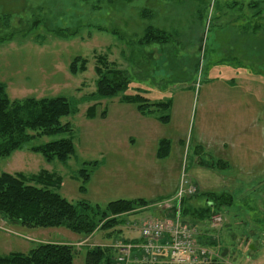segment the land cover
Returning a JSON list of instances; mask_svg holds the SVG:
<instances>
[{
	"label": "rangeland",
	"instance_id": "1",
	"mask_svg": "<svg viewBox=\"0 0 264 264\" xmlns=\"http://www.w3.org/2000/svg\"><path fill=\"white\" fill-rule=\"evenodd\" d=\"M144 9L150 15L143 16ZM36 19L40 21L30 32ZM148 25L167 30L171 39L165 45L148 46L146 62L144 51L130 55L125 43L140 37ZM57 28L77 33L62 37L55 34ZM112 29H118L123 39ZM10 33L12 38L0 42V83L10 98L65 96L78 110L62 118L71 131L37 137L12 155L0 157V174L53 173L62 178L60 192L72 203L106 208L120 199L156 201L125 216L133 231L149 218L177 221V193L165 194L177 181L179 190L181 179L189 176L197 194L183 198L181 221L205 237L204 245L214 256L211 264H264V0H0V35ZM122 50L136 63L125 61ZM100 53L140 73L149 67L152 73L147 72L162 85L173 79L165 91L158 83L156 87L143 82L153 98L170 100L169 109L143 114L121 93L101 99L96 116L88 117V107L97 101L85 95L96 88L94 68ZM76 56L87 58L88 68L74 75L69 65ZM132 80L142 83L136 75ZM256 83L261 84L260 92L254 91ZM246 100L261 109L252 151L245 144L252 140L243 132L247 127L240 107ZM166 114L167 122L157 119ZM221 126L229 130L221 132ZM223 133L241 145L236 153H228V159L220 155L225 154L220 147L219 154L207 147H214ZM64 138H71L76 148L65 162H47L31 150ZM163 138L171 141V149L167 157L158 158ZM198 138L207 145H198ZM220 158L229 161V168L215 165ZM206 162L215 164L210 167ZM209 192L231 194L234 201L217 213L221 223L211 218L195 225L183 207L205 206L204 194ZM125 229L122 235L115 228L86 237L63 226L30 228L0 215V255L27 254L41 242L71 243L77 252L74 264H86L88 247H111L129 239L132 235Z\"/></svg>",
	"mask_w": 264,
	"mask_h": 264
},
{
	"label": "trees",
	"instance_id": "2",
	"mask_svg": "<svg viewBox=\"0 0 264 264\" xmlns=\"http://www.w3.org/2000/svg\"><path fill=\"white\" fill-rule=\"evenodd\" d=\"M150 13L146 9L142 11L143 16H148ZM8 17L3 18L7 25L9 24ZM39 21V19L33 21L29 27L30 32L34 30ZM54 32L58 36L69 37L75 35L77 30L57 28ZM111 32L123 39L118 29H112ZM12 37L13 33L0 35V42ZM170 39L171 35L167 30L148 25L140 37L132 39L130 42L126 40L125 45L129 46L130 55L131 53L138 55L144 51L142 56L146 54V62H149L146 48L151 45L168 44ZM122 54L125 61L136 63L135 59L126 56V52L123 51ZM136 61L138 62V60ZM87 68L88 59L83 56L74 57L69 65V71L74 75L85 72ZM147 68L140 73V70H132L127 66L120 65L115 60H110L108 54H96L94 68L96 88L85 97L97 102L88 107L86 115L90 118L95 117L98 102L101 99L112 98L121 93L123 94L121 98L126 103H134L143 114H155V111L159 109L168 110L171 106L170 100L153 98V95L150 94L152 90L143 84V82L150 81L157 87L156 76L151 74L149 67ZM134 75L139 76L142 83L133 84ZM173 82V79H170L169 81L165 80L163 85L162 83L158 84L165 91L167 84ZM77 110V104L65 96L12 99L7 93L6 85L0 83V157L12 155L15 151L21 150L27 142L37 137L71 131L70 124L63 123L62 118L76 113ZM105 114L106 112L103 111L101 115ZM169 118L168 114L157 116L161 122H167ZM170 149L171 141L165 138L161 139L157 157H167ZM31 150L42 154L47 162L54 160L65 162L75 154L76 148L71 138H64L32 146ZM194 153L197 154L195 150ZM199 156L203 157L201 154ZM200 163L204 164V161H200ZM206 164L211 167L215 163L206 162ZM217 164L222 168H229L228 162L223 159H217L215 165ZM83 172L85 173L86 170ZM62 182L60 176L43 171L31 177H27L22 172L13 174L2 172L0 174V215L10 222L30 228L63 226L74 233L87 237L98 230L123 226L126 223V215L148 209L151 204L156 202L144 199H120L110 202L106 208L87 202L72 203L60 192ZM204 196L207 198L205 206L192 207L185 203L183 207V214L189 217L195 225L210 220L223 207L231 206L234 201L231 194L209 192ZM204 238L200 236L201 244H205ZM214 243V240L210 242V244ZM75 247L71 243L41 242L27 254L11 252L0 255V264H74L77 254ZM115 257L116 251L113 247L95 245L88 247L85 262L86 264H118Z\"/></svg>",
	"mask_w": 264,
	"mask_h": 264
},
{
	"label": "built area",
	"instance_id": "3",
	"mask_svg": "<svg viewBox=\"0 0 264 264\" xmlns=\"http://www.w3.org/2000/svg\"><path fill=\"white\" fill-rule=\"evenodd\" d=\"M180 184L181 187H178L179 190L176 191L178 198V203L175 206L178 212L177 221L145 220L141 230L142 242L140 244L118 242L114 245L118 249L116 259L119 264H129L131 261L137 264L212 263L213 252L210 248L198 243V230L181 221V202L184 197H187V194H195L197 186L194 185L189 176L183 177ZM212 221L213 223H221L222 217L216 215ZM137 247L141 249V254L133 260V250ZM163 253L167 255L166 260L162 259Z\"/></svg>",
	"mask_w": 264,
	"mask_h": 264
},
{
	"label": "crops",
	"instance_id": "4",
	"mask_svg": "<svg viewBox=\"0 0 264 264\" xmlns=\"http://www.w3.org/2000/svg\"><path fill=\"white\" fill-rule=\"evenodd\" d=\"M245 83H250V82H253V81H250V80H245L244 81ZM257 84V88L254 89V91L256 92H260V89L258 88V86H261L260 83H256ZM255 84V85H256ZM249 86H252V85H249ZM240 107L242 108V117H244L243 119V122H244V126L247 127V129L243 130V132H245L246 134H248L249 137H247L246 139L248 140H252L250 143L249 141L246 142V147L252 151L254 148V146H257L255 143H254V139H255V126L258 127L257 129V133L259 132V129H260V121L261 119L258 117L259 113H261V109L258 107V106H255L252 104L251 101L249 100H246L245 102H242V105H240ZM260 110V111H258ZM264 110V109H263ZM254 125V126H253ZM253 127V128H252ZM250 128H252L251 130H249ZM225 130H229V129H225L224 127L221 126V132H225ZM251 134V135H250ZM232 136L229 135V133H223L222 134V139H217V141L215 142V146H208L206 144V141H201L200 138L197 139L196 143L198 145H202L204 146V144L207 145L208 148H212V149H216L217 150V154H219V147L222 149L221 151L225 154H220L222 155L223 158H226L228 159V153H236V147H240V143H235V138H231ZM214 140V139H213ZM221 141V142H220ZM249 143V144H248ZM205 147V146H204ZM222 159V158H220ZM225 160V159H224ZM229 162V161H228ZM254 165V163H253ZM249 170V169H248ZM177 185H178V181L176 183L173 184V188L171 190H169V192H167L165 195H167L166 197L168 196H172L173 193L175 192L176 188H177ZM126 219V217H125ZM127 227V221L126 223L123 224V226H118L117 228L119 230H121V233L120 235L123 234V231L124 229ZM131 226H128L125 231L130 233L132 235V237L130 236V238H126L124 237V241H131V242H140L141 241V238H140V228H137V230L133 231L130 229ZM136 256L140 255V250L139 249H135L134 252H133ZM162 259L163 260H166L167 259V255L166 253H163L162 255ZM132 264H136V263H132ZM162 264V263H160Z\"/></svg>",
	"mask_w": 264,
	"mask_h": 264
}]
</instances>
